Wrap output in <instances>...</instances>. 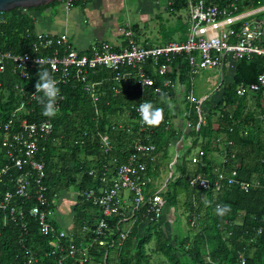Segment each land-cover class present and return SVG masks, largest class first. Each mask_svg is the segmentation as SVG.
<instances>
[{"label": "trees", "instance_id": "obj_1", "mask_svg": "<svg viewBox=\"0 0 264 264\" xmlns=\"http://www.w3.org/2000/svg\"><path fill=\"white\" fill-rule=\"evenodd\" d=\"M185 4L186 0H178L168 9L178 11ZM46 5L4 11L6 20L0 24V49L13 53L29 50L35 34L30 12ZM184 56L179 54L171 60L173 68L167 77L174 78L178 73L179 81L188 82L190 74ZM41 67L50 71L46 64L31 68L24 78L11 64L0 71V117L15 123L22 118L51 121L50 134L38 141V156L44 162L42 180L50 195L75 187L78 194L73 226L62 237L39 232L37 222L27 214L36 204L31 173L27 195L14 197L11 202L22 214L17 211L16 218L11 219L8 208L0 207V264H26L30 253L38 264H240V252L244 257L243 264H264V100L260 95L247 97L235 93L239 83L255 81L258 73L264 70V56L236 60L232 80L219 85L221 97L214 101L209 94L204 99L203 121L198 128L195 127L197 112L187 107L184 118L193 125L183 135L190 138V145L183 148L174 163V172L165 185L167 196L162 190L160 192L165 199L163 213L166 218L149 220L148 216L142 215L145 210L141 208L124 239L113 246L93 244L87 248L85 256H66L60 263L58 260L66 251H61L60 245L65 248L74 242L82 247L90 240L89 234L82 231L83 224H93L101 216L99 209L80 193L100 185L97 176L87 174V170L94 168L98 172L106 166L112 171L116 162L124 161L132 152L134 139L141 135L148 136L155 145L154 158L146 160L147 174L155 179L161 169L169 168V161H166L168 148L180 137L172 119L179 113L168 106L169 102L166 104L160 99L164 94L168 100L174 89L164 88L159 94L149 91L145 98L155 107L163 108V119L158 126H147L139 132L129 107L141 96L131 83L121 86L120 93L114 94L110 88L111 72L104 68L90 75L91 79H106L95 102L75 79L60 83L58 88L62 98L58 101L57 115L50 119L42 114V106L33 95ZM156 81L161 82L162 77L157 75ZM118 124L122 126L118 127ZM100 134L108 137L111 149L104 150L101 146ZM217 137L220 142L216 143ZM196 146L203 150L200 163H192L189 159L191 149ZM214 154L221 155L223 160H216ZM6 161L0 132V164ZM232 168L237 170L236 178L251 183L247 191L237 185L216 192L189 184V178L197 173L212 177L215 169L229 172ZM18 172L12 168L9 174L15 178ZM152 186L151 183L150 188ZM12 187L13 181L8 176L0 178V192ZM204 199L209 201L207 205ZM171 202L174 210L186 212L184 232L174 230V212L168 224L170 229H164ZM225 204L231 211L220 217L216 214V206ZM117 218L109 219V224L114 227ZM52 224L60 230L54 218ZM116 234L114 231L112 236L117 237ZM52 249L54 253L48 255ZM110 249H113L111 256Z\"/></svg>", "mask_w": 264, "mask_h": 264}, {"label": "built area", "instance_id": "obj_2", "mask_svg": "<svg viewBox=\"0 0 264 264\" xmlns=\"http://www.w3.org/2000/svg\"><path fill=\"white\" fill-rule=\"evenodd\" d=\"M86 1L89 0H61V5L68 10L74 4ZM176 1L178 0H168L167 6ZM246 3H252L253 6L240 9V5ZM184 8L187 11L188 22L184 40H170L162 44L138 43L130 27H120L118 30L123 35V44L120 48L103 41L92 44L87 52H80L70 46L66 33L53 35L37 32L29 50L23 53L0 49V71H3L7 64H11L18 75L24 78L31 68L40 65L39 60L41 65L46 64L49 67L53 78L57 81V86L75 79L95 102L100 97L101 87L106 79L104 77L91 79L90 75L97 74L101 69H108L111 72L110 88L114 94L120 93L122 84L131 83L133 89L141 96L138 101L130 104L129 110L134 115L139 132L144 131L147 125L142 123L137 108L140 103L147 101L145 98L147 90L159 94L164 88L167 90L177 88L178 73L176 78L166 76L173 68L170 63L176 55H185L184 59L187 61L188 72L192 78L206 69L222 70L227 57L237 59L243 56H264V45L261 42L264 33V16L249 18L250 15L264 9L261 0H186ZM5 20L3 11H0V24ZM157 75L162 77L159 83H156ZM235 93L247 97L261 95L264 100V70L258 73L255 81L239 83ZM206 97L194 95L191 88L185 94L189 108L192 107L198 114L196 128L203 121L202 104ZM61 98L62 95L59 93L57 106ZM192 125L191 121L185 119V126L181 131ZM51 130L52 123L49 119L29 121L22 118L15 123L0 117L1 145L7 156V161L0 164V178L8 176L10 181H13L11 189L0 192V207L8 208L10 218H16L18 209L11 203L12 199L27 195L30 175L33 173L36 204L27 211V214L35 219L41 234L62 237L66 234L65 230H56L52 224L58 193L48 194L42 180L44 162L38 156V141L47 137ZM184 132L180 133L178 142L181 141ZM99 138L104 150L112 148L105 134H100ZM214 141L220 142V138L217 137ZM132 147V152L124 161L116 162V159H113L116 164L112 171L106 166L98 172L94 168L87 170V174L97 176L100 185L97 188L84 189L80 193L85 200H89L99 209L101 216L93 224H83L82 231L84 234H89L90 240L82 247L74 242L65 248L60 245V250L66 251L59 258V263L66 256H85L87 248L93 244L113 246L117 241L124 239L141 208L145 210L142 215L148 216L149 220L157 219L163 213L165 199L160 192L171 177L173 169L169 165V176L162 186L150 188L154 180L147 174L146 160L154 158L152 153L155 145L148 140V136L138 135ZM178 156L177 152L175 160ZM202 156L203 150L198 149L197 152L190 154L189 159L192 163H200ZM12 168L19 170L15 178L9 174ZM215 171L212 177L201 173L192 175L189 184L202 189H213L216 192L236 185L247 191L251 185L247 180L236 178L235 168L230 169L229 172L216 169ZM124 190L128 193L125 194ZM18 212L22 214V211ZM114 216L118 218L113 227L109 224V219H113ZM123 222H131V224L122 229L120 226ZM114 231L117 237L112 236ZM54 251V249L50 250L48 255L53 254ZM239 261L240 264L244 263L241 252ZM26 264H38L37 259L30 253L27 255Z\"/></svg>", "mask_w": 264, "mask_h": 264}, {"label": "crops", "instance_id": "obj_3", "mask_svg": "<svg viewBox=\"0 0 264 264\" xmlns=\"http://www.w3.org/2000/svg\"><path fill=\"white\" fill-rule=\"evenodd\" d=\"M261 1L264 3V0ZM135 3L136 4H134V7L136 10V15L133 17V19H128L124 22L123 16L129 18L130 13L132 12L130 11L131 5L128 4L127 0H89L83 3H76L71 6L68 10H65L62 7L61 1L59 3L54 4L47 3L46 6L38 7L31 10L30 13L33 18V30L34 33L46 32L53 35L66 33L70 46L80 52H87L90 50L92 44L101 43L103 41H107L113 44L115 47L120 48L123 44V35L118 30V28L120 27H130L133 30L135 39L138 43L148 42L151 44H162L170 40L181 41L186 38V32H184V34L182 35H178V38L176 39L169 38L162 40L163 36H160V32L159 34L154 36V39L150 38L141 30V26H139L137 21L144 22V20H149L158 17V15L154 13L153 7L155 6L158 8L159 4L157 0H135ZM252 6V3H246L240 5V9H247L251 8ZM162 9L166 8L162 7ZM263 16L264 9L254 13L253 15H250L249 18H260ZM131 20H134V22H130ZM261 42L264 45V33ZM253 56L261 55L243 57L250 59ZM237 59L227 57L226 62L223 65L222 70L220 71L216 68H210V70H214L217 74L220 75L221 85H224L232 80L234 74V66ZM174 78H176V76ZM193 78L190 77L188 79V82H183L181 80L179 81L178 78L177 88H175L173 90V93L171 95L169 94L168 96L170 97L168 98V102L171 104V107L176 109V111L179 113L177 117H174L172 119V125L176 129H178L179 133L187 131V129L184 131L181 130H183L185 126L184 113L188 107L187 103V107L183 110V112H180L179 101L181 100V98L182 101L184 100L183 97L190 88L192 89L193 93H195L193 87L194 84L192 83ZM126 84L128 83H124L122 84V86ZM148 92L149 90L147 91V93ZM208 95L209 94L207 92L203 91L198 97H204ZM220 97L221 87L217 86L216 91L211 94V99L215 101ZM169 123H171V121ZM184 138H186V136L183 135L181 141H179L178 144H176V142L178 141L177 139L173 142L172 145L174 150L179 152V154L182 153L180 151V148H182L183 150L184 147L190 145V138H187L189 139V144L187 145L183 142ZM216 156H218L217 160H223V157L221 155L219 156L217 154H214L215 158ZM168 169L169 168H167V170ZM76 195L77 190L74 186H70L68 189H62L58 193V197L54 206L55 211L53 218L59 229L69 231L72 228L74 220L73 213L75 211V206L77 203ZM165 217L166 214L163 213L160 215L159 218L160 220H163V218ZM141 225L142 224H140V226Z\"/></svg>", "mask_w": 264, "mask_h": 264}, {"label": "rangeland", "instance_id": "obj_4", "mask_svg": "<svg viewBox=\"0 0 264 264\" xmlns=\"http://www.w3.org/2000/svg\"><path fill=\"white\" fill-rule=\"evenodd\" d=\"M127 1H128V4L131 5L130 11H132V12L130 13L129 18L126 16H123V22L125 20H128V19H133V17L136 15V13H135L136 10L134 7L135 6L134 4H136L135 0H127ZM167 1L168 0H157L160 8L159 7L157 8L155 6L153 7V11L155 14L158 15V17L153 18V19H149V20H144V22L143 21H137L139 26H141V30L145 34H147L150 38L154 39L155 38L154 36H156L160 32V36H163L162 40L169 39V38L176 39V38H178L177 37L178 35L184 34V32H186V30L188 29L186 9L181 8L178 11H174V12L170 11L168 9V6H167ZM162 7H165L166 9H162ZM130 22H134V20H131ZM220 82H221L220 75L217 74L214 70H210V69L205 70V71L203 70L192 79V83L194 84V86H193L194 92H195L194 94L196 96H199L201 94V92L205 91L211 95L212 93H214L216 91V87L221 84ZM182 97H183V95H182ZM183 98H185V95ZM186 107H187V100L182 101V98H181V100L179 101L180 112H183V110ZM183 142H184V144L187 145V144H189V139L184 138ZM197 150H198V146L192 148L191 152L195 153V152H197ZM180 151L182 152V148H180ZM176 153H177V151H175L172 146L168 148V155L169 156L167 157L166 161H169L168 164L171 166L172 169L175 167L174 163L176 162V160L174 157H175ZM217 159H218V156H216V160ZM169 171L170 170H167V169H163V170L161 169L158 176L155 179H153L154 180L152 182L153 187L157 188L159 185L162 186V183L169 176ZM173 172H174V170H173ZM166 188L167 187H165L162 190V194L164 196H167V194L164 191ZM124 193L127 194L128 191L124 190ZM170 204L171 205L169 207V210L167 211L168 216H167V219L165 220L166 221L165 224L163 225L164 229H166V230L170 229V225L168 226V224L170 223V221H172L174 216H171V214L174 212V215L176 217L175 218L176 220L172 223L174 230H176V231L180 230V232H184L186 229V224H185L186 223V217H185L186 212L181 211V209H178V208H176V210H174L173 202H171ZM168 217H170V219ZM130 224H131V222H123L121 225V228L125 229ZM109 254H110V256L113 254V249H110Z\"/></svg>", "mask_w": 264, "mask_h": 264}, {"label": "clouds", "instance_id": "obj_5", "mask_svg": "<svg viewBox=\"0 0 264 264\" xmlns=\"http://www.w3.org/2000/svg\"><path fill=\"white\" fill-rule=\"evenodd\" d=\"M41 65V61L38 60ZM38 81L35 84L36 93L33 94L37 102L42 106V114L48 118H54L57 115V99L60 90L57 81L53 78L51 72L47 69L40 68L38 72ZM161 102L168 103L167 97L161 94ZM171 107V104H168ZM137 111L142 123L147 126H158L163 119V108L155 107L149 101H143L139 104ZM205 205L209 203L207 199L203 201ZM216 214L220 217L225 216L231 211L229 205H217ZM163 214V213H162Z\"/></svg>", "mask_w": 264, "mask_h": 264}, {"label": "water", "instance_id": "obj_6", "mask_svg": "<svg viewBox=\"0 0 264 264\" xmlns=\"http://www.w3.org/2000/svg\"><path fill=\"white\" fill-rule=\"evenodd\" d=\"M53 0H0V11H9L14 8H29L44 5Z\"/></svg>", "mask_w": 264, "mask_h": 264}]
</instances>
